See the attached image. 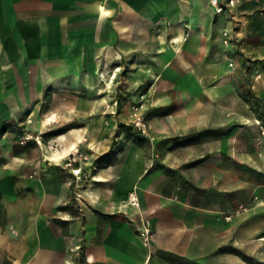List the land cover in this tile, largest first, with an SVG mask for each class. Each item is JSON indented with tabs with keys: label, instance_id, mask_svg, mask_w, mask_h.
I'll list each match as a JSON object with an SVG mask.
<instances>
[{
	"label": "rangeland",
	"instance_id": "rangeland-1",
	"mask_svg": "<svg viewBox=\"0 0 264 264\" xmlns=\"http://www.w3.org/2000/svg\"><path fill=\"white\" fill-rule=\"evenodd\" d=\"M214 23L220 28L210 34L204 55L167 47L165 38H158L162 47L156 65L136 64L132 58L119 65L100 63L105 75L90 63L70 65L62 55L67 63L54 79L46 75L39 96L16 98L18 105L8 113L1 111L8 100L0 96V167L6 172L0 174V264L21 263V238L30 228L27 219L37 215V203L44 200L39 187L45 179L56 174L84 185L86 168L96 170L101 158L127 144L142 148L155 167L172 177L178 194L193 201L202 193L222 206L232 201L235 192L222 189L229 177L236 178L234 213L258 199L247 195L264 186V0H236ZM4 35L0 32V39ZM109 37L116 40V16L110 19ZM80 42H86L83 33H78ZM4 68L0 65V89ZM148 69L153 82L145 77ZM184 122L201 126L172 127ZM73 132L84 136L77 149L65 159L49 160L65 146L58 135ZM75 168L81 170L78 177ZM214 174L216 187H203ZM74 196L69 191L68 205L77 201ZM229 248L259 264L255 247L250 253L229 246L222 251Z\"/></svg>",
	"mask_w": 264,
	"mask_h": 264
},
{
	"label": "crops",
	"instance_id": "crops-1",
	"mask_svg": "<svg viewBox=\"0 0 264 264\" xmlns=\"http://www.w3.org/2000/svg\"><path fill=\"white\" fill-rule=\"evenodd\" d=\"M114 16L116 40H111ZM220 16L211 0H0V32L5 34L0 39V65L5 66L0 96L8 100L1 111H12L18 97L39 96L46 75L54 79L67 62L75 67L90 63L101 75L106 70L100 63L119 65L126 58L156 65V51L162 47L158 38H165L167 47L204 55L212 43L210 34L220 28L214 23ZM82 19L87 23L78 27ZM78 33L85 35V44L78 43ZM62 55L69 61L61 60ZM150 70L145 77L153 82ZM152 85L146 94L151 95ZM200 126L184 122L172 127ZM83 137L80 132L58 135L65 146L48 159H65ZM55 155L60 158L55 160ZM97 166L84 170V185L56 174L40 185L44 200L37 203V215L27 219L30 228L21 238L20 264H251L230 248L222 251L227 246L245 253L255 247L256 261L264 264V186L252 197L246 194L248 199L258 197L247 210L234 213L235 177L223 182L224 193L235 196L222 206L208 194H198L195 201L179 195L172 177L136 145L116 147ZM0 174L6 175L4 167ZM202 185L216 187L215 174ZM69 191L77 201L59 209L71 203ZM137 213L153 222L151 246L138 232Z\"/></svg>",
	"mask_w": 264,
	"mask_h": 264
},
{
	"label": "built area",
	"instance_id": "built-area-1",
	"mask_svg": "<svg viewBox=\"0 0 264 264\" xmlns=\"http://www.w3.org/2000/svg\"><path fill=\"white\" fill-rule=\"evenodd\" d=\"M211 4L214 7V11L216 14H222L226 12L227 7L233 9V7L236 4V0H211ZM223 33H224V43L228 44L230 39L229 32L226 29L224 30ZM231 65H233V62H231ZM137 125H141L140 127L144 131L146 130L144 128L146 126L145 124L143 123L141 124V122H137ZM131 201L133 204L137 205L136 196L132 195ZM135 222L138 228V232L142 237L143 241L145 242L146 245L151 246L154 237V227L151 218L142 213H137Z\"/></svg>",
	"mask_w": 264,
	"mask_h": 264
},
{
	"label": "bare ground",
	"instance_id": "bare-ground-1",
	"mask_svg": "<svg viewBox=\"0 0 264 264\" xmlns=\"http://www.w3.org/2000/svg\"><path fill=\"white\" fill-rule=\"evenodd\" d=\"M70 146H72V145H70ZM67 149V148H66ZM70 149V148H69ZM60 151V150H59ZM68 151V150H67ZM67 151H65V153L63 152V155L65 154V155H67L66 153H67ZM70 153V152H69ZM54 154V153H53ZM58 155V154H57ZM63 155H61V156H63ZM64 155V156H65ZM53 158V157H52ZM60 157L59 156H56L55 155V157H54V159L55 160H57V159H59ZM64 158V157H63ZM58 161V160H57ZM77 170H79V172H77ZM73 171H75L74 173H77V174H79L80 172H81V170L79 169V168H75Z\"/></svg>",
	"mask_w": 264,
	"mask_h": 264
},
{
	"label": "trees",
	"instance_id": "trees-1",
	"mask_svg": "<svg viewBox=\"0 0 264 264\" xmlns=\"http://www.w3.org/2000/svg\"><path fill=\"white\" fill-rule=\"evenodd\" d=\"M69 208V205H62L59 207V209H62V210H67ZM233 250V249H232ZM233 251H236L237 253H240L238 250L234 249Z\"/></svg>",
	"mask_w": 264,
	"mask_h": 264
}]
</instances>
